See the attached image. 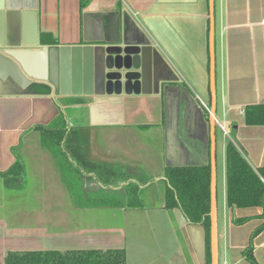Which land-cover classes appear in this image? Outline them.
Here are the masks:
<instances>
[{
    "label": "crops",
    "instance_id": "0c3cea01",
    "mask_svg": "<svg viewBox=\"0 0 264 264\" xmlns=\"http://www.w3.org/2000/svg\"><path fill=\"white\" fill-rule=\"evenodd\" d=\"M81 1L85 0H0V171L16 158L24 166L19 186L8 188L0 178V264L7 251L90 248H123L126 264H206L207 246L202 263L186 228L178 224L173 210L164 207V198L154 208L90 204L91 189L99 192L104 187L91 172L61 168L60 159L65 157L41 145L35 126L51 125L63 117L67 126L87 128L83 133L91 159L131 173L143 172L149 179L144 185L157 180L164 185V195L165 166L209 160L210 125L196 95L206 103L211 100L213 41L216 108L219 94L232 132L228 136L222 122L226 131L220 128L222 135L228 141L234 139L252 167L264 166V125H246L240 113L247 105L264 102V0H86L83 7ZM117 11L119 19L113 13ZM122 12L148 36L173 73L169 59L183 71V82L177 75L170 82L173 87L167 90V99L161 92L94 94L93 83L84 82L80 94H73L78 92L70 81L73 65L80 68L82 53L108 44L113 27L122 26ZM102 13L108 18L103 19ZM9 48L26 61L29 75L45 78L51 68L58 80L61 71L63 94H55L42 80L29 86L3 53ZM165 73L169 75L164 68ZM180 90L193 98V105L185 109L184 102L180 104L170 134L167 107L174 98L179 103ZM65 108L70 112L65 113ZM113 144L114 152L108 150ZM65 181L73 189L65 194L53 190L66 188ZM217 183L216 168V187ZM44 188L49 191L45 193ZM242 218L247 220L235 222ZM263 222L264 199L262 206L237 208L227 206L223 197L220 214L217 209L218 264H250L243 250ZM252 245L256 261L264 264V226Z\"/></svg>",
    "mask_w": 264,
    "mask_h": 264
},
{
    "label": "trees",
    "instance_id": "16d2710c",
    "mask_svg": "<svg viewBox=\"0 0 264 264\" xmlns=\"http://www.w3.org/2000/svg\"><path fill=\"white\" fill-rule=\"evenodd\" d=\"M86 1V0H85ZM81 1V6L85 5ZM87 2V1H86ZM210 105V102H208ZM208 115V113L206 112ZM244 124L264 125V102L244 107ZM40 132L41 145L60 153L61 168H76L82 173L91 172L104 188L99 192L91 189L89 193H98L92 197V205L103 207H141L139 189L149 179L140 173L121 170L116 164L91 159L87 153L88 140L84 131L87 128L67 126L65 119L59 117L51 125H36ZM70 157V163L67 158ZM71 166V167H70ZM132 170V168H127ZM85 171V172H83ZM24 166L19 158L5 170L0 171L4 185L13 188L22 182ZM165 182L164 207L169 210L179 208L191 224H203L206 230L207 262L210 264V162L193 165H167L163 171ZM67 189H73L65 181ZM123 184L122 187L117 185ZM100 188V187H99ZM105 188L112 189L114 195H107ZM90 189V188H86ZM117 194V195H116ZM264 199V166L252 167L243 150L229 140L225 146V201L229 207L262 206ZM247 218L235 220L243 223ZM264 226V222L251 234L243 257L250 264H259L252 252V238ZM4 264H126L123 248L107 249H69L7 251Z\"/></svg>",
    "mask_w": 264,
    "mask_h": 264
},
{
    "label": "water",
    "instance_id": "95a60500",
    "mask_svg": "<svg viewBox=\"0 0 264 264\" xmlns=\"http://www.w3.org/2000/svg\"><path fill=\"white\" fill-rule=\"evenodd\" d=\"M119 19L120 12H113ZM103 19H107L109 14L102 13ZM122 26L117 24L113 27V32L106 39V46H95L92 51L82 53L81 67L78 64L73 65L71 84L73 87H79L84 84L93 83L94 94H158L163 93L165 99L167 90L172 88L170 82L176 81L177 76L169 69L165 60L157 53L152 46L150 39L142 32L133 21L132 17L126 13H121ZM213 26V25H212ZM213 29V28H212ZM3 45V44H2ZM7 47L9 45H6ZM18 67L19 71L28 82V85L42 80L49 83L50 88L55 94L62 95L63 78L60 71L58 80L51 74L45 78L29 75L26 71L27 63L18 56L16 50L9 48L3 52ZM213 41L210 43V113L208 120L210 125V264L217 262V203H216V161H215V115H216V90H215V64H214ZM166 69L167 75H163V69ZM80 69V71H79ZM23 71V73H22ZM162 71V72H161ZM80 72V73H79ZM15 75V74H14ZM86 84V85H87ZM73 91H76L74 88ZM52 96V95H51ZM179 103L175 98L167 107L170 117V134L175 129L177 117L179 114L180 104L186 108H191L193 98L183 90H180ZM197 106V105H196ZM195 106V107H196ZM199 116L204 123L200 108L196 107ZM177 113V114H176ZM177 116V117H176ZM173 212L180 226H184L189 234L197 257L203 263L205 260L206 250V230L203 224H191L187 221L184 214L179 208H174Z\"/></svg>",
    "mask_w": 264,
    "mask_h": 264
},
{
    "label": "rangeland",
    "instance_id": "374dc122",
    "mask_svg": "<svg viewBox=\"0 0 264 264\" xmlns=\"http://www.w3.org/2000/svg\"><path fill=\"white\" fill-rule=\"evenodd\" d=\"M169 62L171 63L172 66H174V74L178 76L179 82H183V71L181 70V68L175 63V61L173 59H169ZM64 112L69 113L70 110L68 108H65ZM216 118L221 123L223 122L225 124L227 132H229L228 136L232 137V132L230 131V128L227 125L228 119L226 117V114L223 115V109L221 106L219 94H218V105H217V110H216ZM216 127H217L218 139H219L217 141L218 146H217L216 156H215L216 168H217V179H218V183H217V187H216V195L218 196V201H217V199H216V201H217V209L219 210V214H220L221 209H222L223 197L225 199V186H222V181H221V178H222L221 174H222V170L224 168V166H222V165L225 164V151H224V153H223L224 155H223L221 152V146H222V144L226 145L228 143V138H227V136L222 135V131L220 130L218 125ZM109 133L112 134L114 132L112 131ZM115 147H116V145L113 144L111 147H108V150H111L112 152H114ZM223 150H225V149L223 148ZM221 162H222V164H221ZM142 173L143 172H140V175H142ZM224 175H225V170L223 171V176ZM223 179L225 181V177ZM55 189L59 190L60 194H65L67 188H65V187L53 188V190H55ZM74 190L76 191L77 195L80 193V190L77 188V186L74 187ZM163 190H164V185L161 182L157 183V180L153 179V181H150L149 185H144V186L140 187L139 192H138L139 199L142 201L144 207H147V208L158 207L160 202L164 198L163 197L164 196ZM223 190H224V193L222 192ZM43 191L46 193L49 191V188H46V189L44 188ZM105 192L107 195H114V192H112V189L105 188ZM49 193H51V189H50ZM93 195H94V197H98V196L100 197L101 196L96 192H94ZM89 201H91V199ZM145 222L147 224L148 221L145 220ZM109 223H115V221L111 220V221H109Z\"/></svg>",
    "mask_w": 264,
    "mask_h": 264
},
{
    "label": "built area",
    "instance_id": "2783aa9c",
    "mask_svg": "<svg viewBox=\"0 0 264 264\" xmlns=\"http://www.w3.org/2000/svg\"><path fill=\"white\" fill-rule=\"evenodd\" d=\"M196 97L198 98V100L200 101V104L201 106L203 107V109L205 110V112H207L208 114L210 113V105L206 102H204L203 100H201L199 98V96L196 95ZM240 113H243V110H240ZM215 123L216 125L219 126V128H221L223 130V132L226 134V131L224 129V126L223 124L216 118V115H215Z\"/></svg>",
    "mask_w": 264,
    "mask_h": 264
},
{
    "label": "flooded vegetation",
    "instance_id": "af4514ba",
    "mask_svg": "<svg viewBox=\"0 0 264 264\" xmlns=\"http://www.w3.org/2000/svg\"><path fill=\"white\" fill-rule=\"evenodd\" d=\"M58 118H59V117H58ZM58 118H57V119H58Z\"/></svg>",
    "mask_w": 264,
    "mask_h": 264
}]
</instances>
